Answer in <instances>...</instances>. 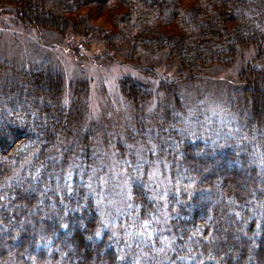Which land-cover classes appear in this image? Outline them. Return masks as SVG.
I'll use <instances>...</instances> for the list:
<instances>
[{
    "label": "trees",
    "instance_id": "16d2710c",
    "mask_svg": "<svg viewBox=\"0 0 264 264\" xmlns=\"http://www.w3.org/2000/svg\"><path fill=\"white\" fill-rule=\"evenodd\" d=\"M2 8L23 26L60 36L70 28L106 49L124 46L128 59L167 54L184 78L159 89L175 101L182 80L200 77L196 69L230 66L248 47H255V62H264V0H0ZM96 19L111 28L96 27ZM250 66L238 72L248 115L230 132L216 134L201 119L187 123L184 112H174L176 102L172 110L164 100L161 113L151 116L157 134L142 131L147 159L132 156L127 167L131 176L141 170L130 185L131 214L105 224L99 236L88 168L72 173L71 195L61 178L70 163L89 164L96 146V131L82 127L85 83L72 87L67 105L60 73L12 71L0 83V126L16 130L0 140V264H264V76ZM120 89L134 108L150 102L143 84L124 80ZM147 139L158 144L156 153ZM155 160L167 177L161 226L151 182ZM129 217L140 233L124 230Z\"/></svg>",
    "mask_w": 264,
    "mask_h": 264
},
{
    "label": "rangeland",
    "instance_id": "374dc122",
    "mask_svg": "<svg viewBox=\"0 0 264 264\" xmlns=\"http://www.w3.org/2000/svg\"><path fill=\"white\" fill-rule=\"evenodd\" d=\"M91 13L93 10L82 12L86 16ZM93 24L104 29L111 28L102 19L93 20ZM125 48L122 46L119 51L106 49L98 38H84L72 33L70 28L64 36H60L55 30L42 31L37 26H23L12 9H0V83L12 71L23 69L28 73L47 67L63 76L66 86L64 103L67 105L72 102V87L79 82L86 85V115L82 127L84 132L91 127L96 131L93 141L96 146L89 164L75 163L78 167L73 173L81 175L88 168L86 182L87 185L91 183V188H87L94 195L101 215L100 234L109 229L105 224H118V216L121 219L125 214H131L132 208L126 206L131 204V200L122 195V179L117 173H127L128 164L125 161L131 164L135 160L142 162L147 159L148 153L140 142L142 131H149L152 136L157 134L150 125L151 116L161 113L165 99L169 109L176 102L178 108L174 112L179 115L184 112L187 123H192V119H201V124L214 128L216 134L225 129L230 132V125L243 123L249 111L244 99L243 82H238L240 67L250 64L264 76V62H255V47H248L239 51L237 61L230 66L195 68L203 72L199 71L200 77L191 83L184 80L179 83L175 89V101L167 98L159 88L162 82L184 78L178 75L176 62L169 60L164 53L149 56L138 53L134 55L135 60L128 59L129 52ZM124 80L147 87L145 92L150 94V102L147 105L144 103V108L139 105L134 108L123 99L120 83ZM187 126L193 127L191 124ZM152 143L148 151L154 154L158 144ZM153 164L151 182L154 197L159 202L158 221L161 226L165 222V212L160 202H163L167 191V177L162 167L164 163L155 160ZM93 170L96 175L90 181ZM100 177L105 178L106 183H101ZM121 225H124V230L134 228L140 233L132 218ZM142 235L141 238L145 237Z\"/></svg>",
    "mask_w": 264,
    "mask_h": 264
},
{
    "label": "snow or ice",
    "instance_id": "6c2138e0",
    "mask_svg": "<svg viewBox=\"0 0 264 264\" xmlns=\"http://www.w3.org/2000/svg\"><path fill=\"white\" fill-rule=\"evenodd\" d=\"M16 132L15 129L9 131L8 129L0 126V140H3L4 138H6L7 136L9 135H13L14 133ZM126 164H128L129 167H131V164L128 162V161H125ZM78 167V165H76L75 163H70L67 167V169H62V176L61 178L64 180V185L63 187L65 189H67L69 195H71L75 189L73 187V184L71 183V181L73 180V171L75 170V168ZM134 171L136 172V176H131L127 173H117V175H121V179H122V195L126 198V200H130L132 195H133V192H132V189L130 187L131 183L134 182L135 180H137L141 174V170L139 168V166H137ZM96 173H95V170H93V173L92 175L89 177V180L91 181L94 177H95ZM100 182L101 183H106V180L105 178L103 177H100ZM89 188H91V183H89L87 185ZM126 206L128 207H132L131 204H127ZM83 207V205L79 204V202H77V209ZM77 209H74L77 210ZM147 221H145V225H147ZM60 227L62 228H67L68 225L66 224H61ZM96 236H99L100 233L99 232H96L95 233ZM89 240L92 239L91 236L87 237ZM182 259V257H181Z\"/></svg>",
    "mask_w": 264,
    "mask_h": 264
}]
</instances>
